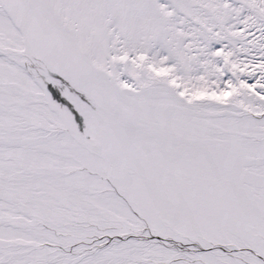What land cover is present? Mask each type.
<instances>
[{
    "label": "snow or ice",
    "instance_id": "6c2138e0",
    "mask_svg": "<svg viewBox=\"0 0 264 264\" xmlns=\"http://www.w3.org/2000/svg\"><path fill=\"white\" fill-rule=\"evenodd\" d=\"M0 264H264V0H0Z\"/></svg>",
    "mask_w": 264,
    "mask_h": 264
}]
</instances>
